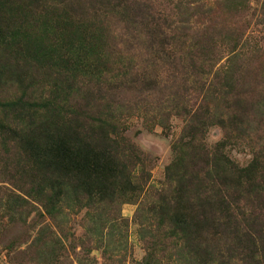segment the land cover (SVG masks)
Segmentation results:
<instances>
[{
    "label": "rangeland",
    "instance_id": "1",
    "mask_svg": "<svg viewBox=\"0 0 264 264\" xmlns=\"http://www.w3.org/2000/svg\"><path fill=\"white\" fill-rule=\"evenodd\" d=\"M88 1L0 0V54L13 67L0 76V105L65 92L75 110L87 98L92 110L99 101L111 105L120 135L147 161L120 146L117 156L135 189L117 187L111 203L95 195L87 201L68 185L22 171L21 149L3 138L1 127L0 264H242L250 242L203 232L197 254L167 226L159 206L162 195L173 193L166 167L182 157L190 130L182 99H205V125L195 132L208 151L221 148L240 167L252 160L264 165V0H142L184 36L185 47L167 49L175 56L196 53L204 84L191 95L181 89L179 72L146 48L144 27L138 25L137 39L135 31L127 33L118 8L85 10L78 15L82 28L63 29L60 9L71 4L80 13ZM107 32L112 38L104 43ZM128 66H154L157 88L132 87ZM15 111L0 110L4 125L13 124Z\"/></svg>",
    "mask_w": 264,
    "mask_h": 264
},
{
    "label": "trees",
    "instance_id": "2",
    "mask_svg": "<svg viewBox=\"0 0 264 264\" xmlns=\"http://www.w3.org/2000/svg\"><path fill=\"white\" fill-rule=\"evenodd\" d=\"M124 1L89 0L86 6L81 5L80 13L74 12L71 4L63 6L60 9L63 29L71 27L69 31H72L73 25L82 28L83 19L78 15L85 10L94 7L95 12L96 9L110 12L118 8L120 17L129 24L127 33L135 31L132 38L137 39L142 33L138 30L140 24L145 30L142 41L147 44L146 48L157 55L156 59L179 72L183 92L189 90L191 95L195 88L202 87L204 80L197 76L202 67L195 63L196 53L186 50L184 56H175L167 49L173 44L185 47L184 40H181L184 36L179 35L177 28L172 29L165 17L154 12L151 3L134 0L133 5L128 6ZM106 35L104 43L112 38L108 37V32ZM10 59L6 52L3 58L0 54V76L4 69L9 73L13 71ZM174 59H178V65ZM131 67H127L130 69L127 81L132 87L145 91L157 88L158 74L153 70L154 66L149 71H132ZM120 72L115 69L116 75ZM63 79L67 80L66 77ZM68 98L69 92H65L36 102L28 101L27 105L21 103L20 98L4 102L0 105L3 115L7 111H16L13 124L4 125V120L0 119L2 136L21 149L19 156L25 161L22 171L40 173L47 179L68 185L76 198L83 197L88 201L95 195L96 201L111 203L117 187L129 191L135 189L126 175L125 163L117 156V149L126 147L134 159L147 161V158L141 159L138 150L120 135L118 119L111 105L93 102L96 108L92 110L90 101L93 100L87 98L84 107L75 110L68 105ZM192 99L181 100L182 109L190 114V130L185 141L181 142L185 149L182 157L166 167V176L174 186L169 197L162 195L159 207L163 220L190 248L193 245L197 254L200 253L199 239L203 232L211 236L231 235L238 241L243 238L251 244L242 254V264H264V165L252 160L240 167L221 148L208 151L195 132L196 128L205 125L207 103L205 99ZM193 240H196L195 244L191 243ZM256 242L260 243V249ZM216 247L212 250L215 251ZM207 252L211 253L208 249Z\"/></svg>",
    "mask_w": 264,
    "mask_h": 264
}]
</instances>
